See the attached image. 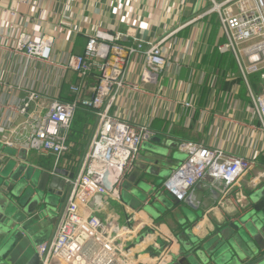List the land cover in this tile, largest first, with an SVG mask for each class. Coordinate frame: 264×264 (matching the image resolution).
I'll use <instances>...</instances> for the list:
<instances>
[{
	"label": "crops",
	"instance_id": "crops-1",
	"mask_svg": "<svg viewBox=\"0 0 264 264\" xmlns=\"http://www.w3.org/2000/svg\"><path fill=\"white\" fill-rule=\"evenodd\" d=\"M211 5V0H0V126L14 129L11 135L0 133V166L79 170L96 131L92 110L76 114L78 126L70 129L69 152L56 160L20 146L30 128L12 106L21 104L30 90L41 92L45 102L71 100L72 85H85L90 95L96 76H81L64 65L70 55L83 53L97 29L119 34L124 45L141 40L145 47L149 42L163 47L167 62L154 91L161 97L123 88L113 106V111L144 121L152 131L142 143L132 175L124 177L117 197H105V208L98 213L110 232L115 225L130 227L132 232L122 241L127 264H173L193 244L192 237L196 242L222 228L245 227L254 207L264 210V133L238 63L231 53L216 48L224 37L217 14L209 12ZM21 33L36 40L51 35L50 58L15 54ZM144 58L143 51L124 55L123 70L131 80L138 77ZM182 101L193 107L184 108ZM9 135L14 146L2 144ZM182 140L246 156L254 166L229 189L205 176L179 199L163 184L185 160L186 153L178 147ZM160 190L171 204L155 208L157 215L151 216L143 208L157 200ZM63 205L64 201L50 213L31 216L30 232L23 230L30 237L19 243L23 252L53 237Z\"/></svg>",
	"mask_w": 264,
	"mask_h": 264
},
{
	"label": "built area",
	"instance_id": "built-area-1",
	"mask_svg": "<svg viewBox=\"0 0 264 264\" xmlns=\"http://www.w3.org/2000/svg\"><path fill=\"white\" fill-rule=\"evenodd\" d=\"M209 12L216 13L224 39L217 44L221 53H231L238 63L260 119L264 133V0H211ZM119 34L102 29L89 36L84 51L67 58L64 68L89 77L96 83L89 87L72 85L75 96L68 101L53 99L45 102L41 92L30 90L21 104L12 106L25 117L30 128L20 145L41 154H51L59 160L69 152L68 135L75 112L80 107L92 110L96 131L79 164V170L68 179L70 186L59 214L53 237L35 247L38 264H127L123 236L132 232L129 226L115 225L110 232L99 212L105 208V197H117L124 177L139 157L142 143L152 137L147 123L113 111L119 91L123 88L136 93L154 95L160 73L166 66V54L160 42L136 41L132 45L119 42ZM54 39L43 35L36 40L21 33L14 45L15 54L48 60ZM144 52L145 60L135 80L123 70L124 55ZM193 107L190 101L181 102ZM47 108L43 112L44 108ZM0 126V133L14 129ZM10 135L2 144L14 146ZM179 149L185 160L176 168L163 188L179 199L186 191L210 176L215 186L229 189L254 166L246 156L226 155L221 149L191 140H182ZM151 196L144 200L148 204Z\"/></svg>",
	"mask_w": 264,
	"mask_h": 264
},
{
	"label": "water",
	"instance_id": "water-1",
	"mask_svg": "<svg viewBox=\"0 0 264 264\" xmlns=\"http://www.w3.org/2000/svg\"><path fill=\"white\" fill-rule=\"evenodd\" d=\"M74 175L60 165L37 171H22L14 164L0 167V264H38L34 249L23 252L19 247L30 237L23 230L30 232L31 216L57 209V202L64 201L69 189L68 179ZM247 221L250 227L240 240L221 231L196 242L193 239L173 264H264V210L254 207Z\"/></svg>",
	"mask_w": 264,
	"mask_h": 264
},
{
	"label": "rangeland",
	"instance_id": "rangeland-1",
	"mask_svg": "<svg viewBox=\"0 0 264 264\" xmlns=\"http://www.w3.org/2000/svg\"><path fill=\"white\" fill-rule=\"evenodd\" d=\"M185 158H186V156H185ZM14 164V163H13ZM5 165V164H4ZM3 165V166H4ZM12 165V164H11ZM3 166H0V167H3ZM178 166H180V165H178ZM178 166L176 167V168H178ZM22 170V169H21ZM132 171V170H131ZM130 171V172H131ZM129 172V173H130ZM129 173H127V174H129ZM131 174V173H130ZM132 175V174H131ZM130 175V176H131ZM126 184H124V188L125 187H127V185H129V183L128 182H125ZM141 183H144V182H141ZM163 183V181L162 182H160V184H162ZM126 189V188H125ZM156 191V189H154L153 191H152V193L153 192H155ZM156 197H157V200H155V199H153L152 200V203H150L149 205H145L144 206V211L146 212V213H148V214H150L151 216H155V215H157V212H156V210H155V208H164L165 207V209H167L168 207H169V205L171 204V198L170 199H168L167 197H166V193L165 192H163V191H159V192H157V194L155 195ZM145 198V196L143 195V199ZM56 201V200H55ZM58 201V200H57ZM144 201V200H143ZM157 201H159V202H157ZM160 202H161V204H163V207H162V205L160 204ZM57 205H58V202H57ZM56 205V206H57ZM238 227V229H232V228H222L221 229V234H223L224 236H229V238L232 236V235H235L234 236V238L235 239H238V240H240V238H241V236H242V234L244 233V231H245V228H249L250 227V225H249V223H247V225H245V227H241V226H237ZM237 230V231H236ZM194 239V237H192L191 238V240H193ZM219 241H221V239L219 240ZM19 247H20V245H19Z\"/></svg>",
	"mask_w": 264,
	"mask_h": 264
},
{
	"label": "trees",
	"instance_id": "trees-1",
	"mask_svg": "<svg viewBox=\"0 0 264 264\" xmlns=\"http://www.w3.org/2000/svg\"><path fill=\"white\" fill-rule=\"evenodd\" d=\"M81 110H89L88 108H85V107H80V108H78L77 110H76V112H75V115H74V118H73V120H72V125H71V130H72V128H77V126H78V121H76V114H78V112L79 111H81Z\"/></svg>",
	"mask_w": 264,
	"mask_h": 264
}]
</instances>
